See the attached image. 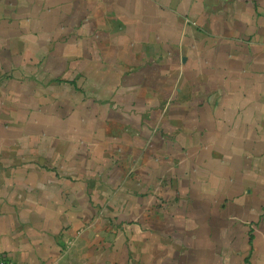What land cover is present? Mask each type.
<instances>
[{
    "label": "crops",
    "instance_id": "obj_1",
    "mask_svg": "<svg viewBox=\"0 0 264 264\" xmlns=\"http://www.w3.org/2000/svg\"><path fill=\"white\" fill-rule=\"evenodd\" d=\"M0 257L264 264V0H0Z\"/></svg>",
    "mask_w": 264,
    "mask_h": 264
},
{
    "label": "built area",
    "instance_id": "obj_2",
    "mask_svg": "<svg viewBox=\"0 0 264 264\" xmlns=\"http://www.w3.org/2000/svg\"><path fill=\"white\" fill-rule=\"evenodd\" d=\"M0 264H14L12 261L0 257Z\"/></svg>",
    "mask_w": 264,
    "mask_h": 264
},
{
    "label": "rangeland",
    "instance_id": "obj_3",
    "mask_svg": "<svg viewBox=\"0 0 264 264\" xmlns=\"http://www.w3.org/2000/svg\"><path fill=\"white\" fill-rule=\"evenodd\" d=\"M112 197H109V199L106 201L105 205L106 206H109V204H112L113 202V199H111ZM106 213H109V212H106Z\"/></svg>",
    "mask_w": 264,
    "mask_h": 264
}]
</instances>
